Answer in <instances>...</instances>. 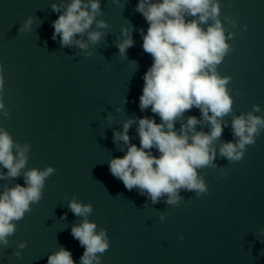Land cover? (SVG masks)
<instances>
[{"label": "clouds", "instance_id": "9594fccd", "mask_svg": "<svg viewBox=\"0 0 264 264\" xmlns=\"http://www.w3.org/2000/svg\"><path fill=\"white\" fill-rule=\"evenodd\" d=\"M53 11H60L57 5ZM90 9V11H89ZM99 0H71L63 14L53 22V39L60 36L62 46L71 45L77 34H83L92 25L99 13ZM136 10L148 22V29L143 35L142 48L152 57V65L144 74V86L139 97L141 111L151 107V112L160 117V123L149 117L138 121L140 145L130 144L128 129L132 121L124 123V131L116 138L129 144L126 154L109 162L110 173L121 180L126 189L147 192L155 203L162 196H167V203L176 204L180 199L178 191L186 189L196 191L197 195L206 192V185L198 176L197 169L210 165L216 151L212 147L214 140L223 132L220 119L232 110V99L226 90L229 78H221L216 71L229 51L224 29L219 17V4L214 0H140ZM191 17L192 19H187ZM212 23L205 29L202 27ZM31 23L29 20L25 28ZM97 27H107L104 21H98ZM98 31L88 32V39L93 43L101 38ZM127 37L117 46L123 54L132 47L134 41ZM75 43L86 48L80 40ZM3 77L0 75V88ZM198 108L203 120L211 125L208 133L197 132L200 121L190 116L179 132L175 122L186 111ZM4 108L0 100V109ZM254 111H260L258 105ZM211 113V114H209ZM7 115V113H5ZM264 128V118L253 115H241L233 118L232 129L238 137L236 143L226 142L220 149V155L229 161H239L244 155L246 145L255 142L254 137ZM14 155V142L11 136L0 130V165L7 169V175L17 177L27 162V146L19 148ZM155 149L158 155L152 154ZM54 172L52 167L43 171L32 169L25 173V185L17 184L0 193V244L7 245V237L14 234L16 225L24 214L30 211V204L42 198L44 181ZM4 173H0V179ZM71 211L78 216H87L91 205H82L73 200ZM72 236L84 247L81 264H100L97 253L103 254L109 247L106 233H96L95 223L86 219L82 224L73 226ZM20 248L25 247L22 243ZM18 255V253H17ZM47 264H75L72 253L61 248L48 257Z\"/></svg>", "mask_w": 264, "mask_h": 264}, {"label": "water", "instance_id": "95a60500", "mask_svg": "<svg viewBox=\"0 0 264 264\" xmlns=\"http://www.w3.org/2000/svg\"><path fill=\"white\" fill-rule=\"evenodd\" d=\"M139 2L99 0V13L90 28L77 34L71 45L62 46L59 35L52 38L53 22L71 0H0V100L4 104L0 130L144 82L153 61L142 48L149 25L136 10ZM214 2L219 4L218 18L229 45L227 54L264 43V0ZM54 4L60 11H53ZM98 21L107 27H97ZM211 23L209 20L202 27L206 29ZM125 29L134 44L122 54L117 45L127 38ZM90 31L102 33L101 38L93 43L88 39ZM76 40L87 47H79Z\"/></svg>", "mask_w": 264, "mask_h": 264}]
</instances>
